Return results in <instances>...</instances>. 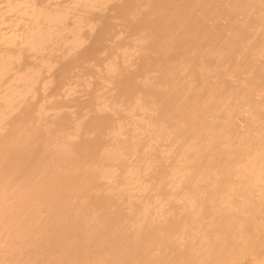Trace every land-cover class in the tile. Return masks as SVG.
Segmentation results:
<instances>
[{"label":"bare ground","instance_id":"6f19581e","mask_svg":"<svg viewBox=\"0 0 264 264\" xmlns=\"http://www.w3.org/2000/svg\"><path fill=\"white\" fill-rule=\"evenodd\" d=\"M0 264H264V0H0Z\"/></svg>","mask_w":264,"mask_h":264}]
</instances>
